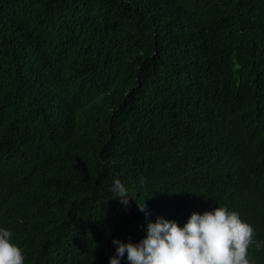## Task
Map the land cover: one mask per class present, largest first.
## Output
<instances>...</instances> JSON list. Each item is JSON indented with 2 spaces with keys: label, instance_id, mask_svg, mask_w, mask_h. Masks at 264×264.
Listing matches in <instances>:
<instances>
[{
  "label": "trees",
  "instance_id": "1",
  "mask_svg": "<svg viewBox=\"0 0 264 264\" xmlns=\"http://www.w3.org/2000/svg\"><path fill=\"white\" fill-rule=\"evenodd\" d=\"M219 204L264 241V0H0V226L25 264H110Z\"/></svg>",
  "mask_w": 264,
  "mask_h": 264
},
{
  "label": "clouds",
  "instance_id": "2",
  "mask_svg": "<svg viewBox=\"0 0 264 264\" xmlns=\"http://www.w3.org/2000/svg\"><path fill=\"white\" fill-rule=\"evenodd\" d=\"M110 190L125 208L131 204L133 197L121 179H114ZM137 203L150 214L146 200ZM255 232L251 222L227 205L193 211L183 225L158 216L155 221L149 220L147 234L139 241L114 238L117 247L110 264H122L125 259L130 264H256L250 247L255 244L262 248L264 241L258 240ZM13 235L9 227L0 226V264H25L26 253Z\"/></svg>",
  "mask_w": 264,
  "mask_h": 264
}]
</instances>
